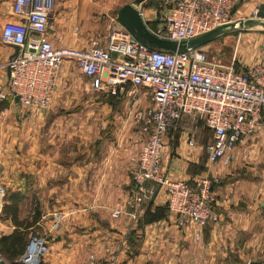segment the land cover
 <instances>
[{
  "label": "crops",
  "instance_id": "crops-1",
  "mask_svg": "<svg viewBox=\"0 0 264 264\" xmlns=\"http://www.w3.org/2000/svg\"><path fill=\"white\" fill-rule=\"evenodd\" d=\"M113 4L105 0V18L92 22L86 0H54L58 14L55 18L52 14L50 20V42L56 48L82 49L93 38H103L110 25L119 24L117 17L107 16ZM9 7V0H0V32L7 22L23 23L10 14ZM77 26L79 30L74 32ZM14 56L15 47L0 41V91L6 89L9 78L4 65ZM241 62L240 68L250 65H244L245 59ZM69 70V66L62 69L46 111L23 108L9 97L0 102V187L7 193L25 195L30 187L38 192L34 200L39 202V217L34 226L43 230L41 235L47 236L49 245L41 264H82L89 255L99 261L115 259L117 264H261L264 129L235 147L228 166H207L205 152L200 150L205 146L202 141H197V150L188 152L186 136L177 129L164 136L162 166L167 177L192 181L205 169L220 177L213 189L218 223L202 229L199 241L194 239L193 225L177 226L176 217L165 209L163 190L141 206L137 220L128 216L111 219V211L123 210L133 191V158L137 144L145 140L132 113L149 107L150 99L145 90L134 91L130 86L116 97L98 93L96 98H83L82 91L92 90L88 82L67 88ZM91 121L100 122L92 137L101 145L90 146ZM104 122L113 124V133H105ZM47 126L50 138L57 135L54 129H72L69 133L82 135L83 146L55 147L53 141L40 145ZM133 128L135 133H131ZM194 169L199 172L193 173ZM47 202L51 204L45 206ZM1 212L2 208L0 237L14 230ZM53 213L62 216L54 233L50 231Z\"/></svg>",
  "mask_w": 264,
  "mask_h": 264
},
{
  "label": "built area",
  "instance_id": "built-area-1",
  "mask_svg": "<svg viewBox=\"0 0 264 264\" xmlns=\"http://www.w3.org/2000/svg\"><path fill=\"white\" fill-rule=\"evenodd\" d=\"M240 1L162 0L160 7L150 13L140 6L137 10L151 35L179 43L235 22ZM9 2L10 14L23 23L7 22L0 32L3 45L19 49L4 65L9 78L6 89L0 91V102L9 97L23 108L47 110L66 61L75 64L89 88L97 93L116 97L127 86L134 91L145 90L151 105L132 113L139 134L145 136L133 159V191L124 209L112 210L110 218L128 216L137 220L141 206L163 190L165 205L176 217L177 226L193 225L194 239L199 241L202 229L218 223L213 189L220 177L208 171L192 181L167 177L162 166L163 138L186 123L185 144L190 152L195 149V137L202 125L211 133V141L204 148L208 164L228 166L235 147L264 129V48L258 62L242 67L243 72L234 66L239 63V37L228 65L210 59L200 48L185 52L150 49L119 24L110 25L103 38H93L82 49L56 48L48 38L54 0ZM250 14V18H257L258 9ZM3 197L0 187V209ZM61 218L60 214H53L51 232L58 228ZM48 251L47 236H31L25 253L16 262L41 264ZM82 264L117 261H99L89 255Z\"/></svg>",
  "mask_w": 264,
  "mask_h": 264
},
{
  "label": "rangeland",
  "instance_id": "rangeland-1",
  "mask_svg": "<svg viewBox=\"0 0 264 264\" xmlns=\"http://www.w3.org/2000/svg\"><path fill=\"white\" fill-rule=\"evenodd\" d=\"M86 1L90 4L89 7L91 9H89V12H90V16H91V21L95 22V20L97 18L99 19L98 21H103V19L105 18V12H106L105 8H104L105 0H86ZM112 1L114 4H113L112 8L110 10H108L107 16L116 20L117 13H118L119 9L122 6L133 2L134 0H112ZM94 2H96L97 5L94 6L93 5ZM161 3H162V0H150L148 2H145L144 4H141L140 8L145 9L146 12L150 13L154 9L160 7ZM254 8L258 9L257 18L264 19V0H241L237 6L236 15L234 17L235 22H239L242 19L250 18V16H251L250 13ZM57 14H58V11L54 10L53 18H55L57 16ZM99 29H100V27H99ZM239 33H240V36H239ZM238 37H239V49L237 51L236 60L239 62V64H241L242 63L241 59H245L247 62H244L245 63L244 65H246L247 63L248 64L249 63L250 64L251 63H257L259 60V53L264 48V33H261V32H238V33L229 34L227 36H224L222 38H219V39L213 41L210 44H207V45L201 47L200 49L205 51L210 59H214L220 64L228 65V64H230V62L234 56V47H235V44H236ZM64 66H69V68H70V70H69L70 73H69L68 77L67 76L65 77L66 82L64 81L66 83L67 88H68L69 84H71L72 86H74L75 84H79V86H84L87 83V79L82 76V74L77 69V67L75 66L74 63H72L70 61H66L63 64L62 69H64ZM60 75H62V70L59 72V78H60ZM98 95L99 94L96 92L87 90V91H82L81 97H83V98H96ZM42 111H46V110H42ZM64 111L65 110H63L61 113L65 114ZM99 125H100V122H94V121L88 122V126H89V134L88 135H89V137H92L96 133ZM104 126H105V133H107V134L113 133V124L111 122L108 123L107 125H105V122H104L102 129H104ZM200 127L201 128H199V131L197 132V135L195 137L196 141H195V149H193L194 151L197 150V148H199L197 141H199V140L202 141L200 139V136H199L200 129H201L202 134L204 136L202 144L206 145L211 141V137L209 135H207L206 131L202 128V125H200ZM187 128H188V126L186 125V123H182L179 125V127H177V130L179 132L180 131L183 132L184 135H186ZM69 131H73V130L72 129H66L62 126V128H58V130L54 129L53 134H57V135L54 138H50V131H49V128L47 126L42 130L41 134L43 137L41 139L40 145H50V142L53 141L55 147H68V149H76L79 146H83V144H81L82 139L80 138L82 135L81 134H79V135L72 134V133H69ZM131 133H135L134 128H133ZM205 138H206V140H205ZM92 139H93V137L90 140H92ZM119 141H121L120 138H119ZM142 144H143V141L141 143L139 142L137 144L139 146H137V152L135 153L134 158L136 157V155H137L140 147L142 146ZM95 145H101V142L94 141V139H93L90 146H95ZM204 148H205V146L200 148L201 152H203V153H204ZM203 156L205 158V153L203 154ZM204 162L207 163V166H210L206 159ZM196 171H198V170L194 169L193 173H195ZM206 173H207V169L203 170V172L200 171L198 174H199V176H201V175H204ZM26 193L27 194L24 195V199L20 202V207H19L20 209H19L18 217L21 220L27 219L28 221H32V217L34 216L35 210L39 207L38 206L39 202L34 200V196L36 193L35 189L30 187L26 191ZM6 194H7V192H4V197ZM36 194H38V192ZM4 197H3V199H4ZM50 204L51 203L47 202V203H45V206H49ZM53 214H52V216H53ZM61 220H62V218H61ZM61 220L59 221L58 228L55 230L57 232L60 228ZM52 223H53V220H52ZM29 230L31 233L30 236L41 235L43 233V230L37 226H34L33 229L31 228ZM0 259L4 262V264H10V262L7 261L5 258H3L1 255H0ZM259 261L261 262V264H264V257L259 258Z\"/></svg>",
  "mask_w": 264,
  "mask_h": 264
},
{
  "label": "water",
  "instance_id": "water-1",
  "mask_svg": "<svg viewBox=\"0 0 264 264\" xmlns=\"http://www.w3.org/2000/svg\"><path fill=\"white\" fill-rule=\"evenodd\" d=\"M150 0H134L133 2L122 6L117 13L118 23L128 31L140 44L150 48L166 52H185L188 49L201 48L213 41L227 36L229 34L238 32H261L264 33V19L262 18H246L239 22H233L215 28L214 30L200 35L196 38L182 41L173 42L161 40L151 35L143 26L137 8ZM19 49L15 47V56ZM158 192V191H157ZM154 194L153 199L157 195ZM1 263L4 262L0 259ZM248 264H258L256 262H249Z\"/></svg>",
  "mask_w": 264,
  "mask_h": 264
},
{
  "label": "trees",
  "instance_id": "trees-1",
  "mask_svg": "<svg viewBox=\"0 0 264 264\" xmlns=\"http://www.w3.org/2000/svg\"><path fill=\"white\" fill-rule=\"evenodd\" d=\"M234 66L237 71L243 72V70L240 68L239 63H235ZM202 128L206 131L207 135L211 137L210 131L203 126ZM199 136L203 141L204 136L201 129ZM6 195L3 199L1 214L4 219H9L11 221V223L14 225V230L11 234L3 235L0 237V255L7 261H9L10 264H18L16 261L26 251L28 240L31 237L29 229H33V226L35 225V222L39 217V212L35 210L32 221H28L27 219H19L18 215L20 202L24 199V195L20 192H8ZM165 209L167 210L166 205Z\"/></svg>",
  "mask_w": 264,
  "mask_h": 264
},
{
  "label": "bare ground",
  "instance_id": "bare-ground-1",
  "mask_svg": "<svg viewBox=\"0 0 264 264\" xmlns=\"http://www.w3.org/2000/svg\"><path fill=\"white\" fill-rule=\"evenodd\" d=\"M0 263H1V261H0Z\"/></svg>",
  "mask_w": 264,
  "mask_h": 264
}]
</instances>
